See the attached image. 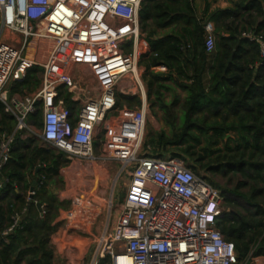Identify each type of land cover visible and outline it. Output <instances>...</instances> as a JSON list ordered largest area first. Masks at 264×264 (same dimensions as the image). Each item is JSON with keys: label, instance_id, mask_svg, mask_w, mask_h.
Masks as SVG:
<instances>
[{"label": "built area", "instance_id": "2783aa9c", "mask_svg": "<svg viewBox=\"0 0 264 264\" xmlns=\"http://www.w3.org/2000/svg\"><path fill=\"white\" fill-rule=\"evenodd\" d=\"M141 2L0 0V102L15 121L12 133L0 140V168L9 160L15 137L30 135L79 163L120 162L128 173L123 198L109 200L107 222L85 264L104 259L107 264H259L264 257L254 255L257 244L240 261L233 242L217 227L225 210L221 191L180 157H158L144 142L147 93L138 64ZM204 29L205 49L211 52L213 22L206 21ZM243 36L259 45L264 65L262 36L251 31ZM34 66L40 69L38 87L11 92L13 83ZM125 81L131 93L138 90L140 106H118V92L126 94ZM39 107L38 128L29 116ZM96 132L102 136L101 155L94 154ZM40 210L42 216V205ZM13 218L3 233L17 225L19 216Z\"/></svg>", "mask_w": 264, "mask_h": 264}, {"label": "trees", "instance_id": "16d2710c", "mask_svg": "<svg viewBox=\"0 0 264 264\" xmlns=\"http://www.w3.org/2000/svg\"><path fill=\"white\" fill-rule=\"evenodd\" d=\"M208 20L214 24L211 52L205 49L204 24ZM140 27L145 37L140 39L138 64L144 69L147 98L152 89L163 123L170 128L169 134L161 128L145 143L153 146L152 153L158 157L190 159L191 169L221 190L225 210L217 227L233 242L240 261L256 244L254 255L264 256V65L260 64L259 45L243 36L251 31L264 40V0H237L231 7L207 15L197 14L194 0H142ZM161 65L165 72L154 70ZM39 70L30 68L13 83L11 92L35 90ZM170 83L184 90L183 100H164L163 92L170 90ZM61 96L72 107L69 95ZM117 97L118 103L122 98L129 106L140 105L137 95ZM40 117L39 107L29 119L39 127ZM14 127V118L4 112L0 102V140ZM202 138L206 144L198 153L194 148ZM27 139L15 137L9 160L0 168L4 177L0 178V193H10L6 205L0 199V264L54 262L50 238L63 202L50 187L64 165L65 154L55 155L53 149L44 150ZM221 139L225 152L210 159L216 168L208 167L203 156L213 152L211 143ZM222 167L224 175L231 172L238 177L234 187H223L198 171L207 169L215 175ZM31 187L33 198H28ZM36 203L45 209L42 216ZM14 216H19L17 225L3 233L14 224ZM100 264H107V259Z\"/></svg>", "mask_w": 264, "mask_h": 264}, {"label": "rangeland", "instance_id": "374dc122", "mask_svg": "<svg viewBox=\"0 0 264 264\" xmlns=\"http://www.w3.org/2000/svg\"><path fill=\"white\" fill-rule=\"evenodd\" d=\"M120 47H123V45H120ZM126 47H129V45ZM141 73L143 74V71ZM141 79L147 93L148 88L146 82L143 78ZM40 82L41 79H39V84ZM125 84V87L123 84L122 86L125 88L126 94L118 92L119 94L138 96V90H135V93H131L133 88L129 85L128 81L127 83L125 81ZM10 85H12V83ZM170 85H172L170 90H165L163 92L164 98H183L184 95L182 94L185 93L184 90L173 83H170ZM62 88L65 89V87ZM127 88H130V91H127ZM152 91L151 89L148 98H154ZM120 102L121 103L118 105L119 107H122L123 104L130 108L137 106L135 104L129 106L122 98H120ZM162 115L163 113L161 112L160 115L156 116L153 108L147 107L144 142H148L151 135L158 131V128H163L168 134L170 133V128L163 123ZM109 122L112 123L111 121ZM31 123L36 125L34 119L31 120ZM112 125H114V123H112ZM229 137H231V134L228 136L226 135L224 140ZM26 139H31L32 141L30 143H32V145H38L44 150L53 149L55 155L60 153L57 149L43 142L37 135L27 136ZM101 139V132H96L94 137L95 155H101L103 153V142ZM224 140L221 139L218 144L211 143L210 147L213 149V152L205 154L202 161L210 163V159L214 160L215 156L223 155L225 152ZM191 142L194 143L193 141ZM205 144L206 141L202 138L201 143L195 145V151L200 153V149ZM230 144L233 145L234 143L231 142ZM147 145H149L151 149L153 148L150 143ZM62 160L64 165H62L58 175L54 176V181L50 188L51 191L58 196L59 200L63 202V212L60 219L61 223H59L58 229L54 232L52 236L54 239H51L50 245L56 256L55 264H77L73 261L75 258H80L81 263L79 262V264H85L91 257L95 237L100 233L102 227L107 222L109 200L113 198L115 201H119L123 198L125 189L124 183L128 179V173L122 171L120 162L109 159H98L92 163H79L64 155ZM184 162L192 168L190 159ZM214 165L217 164L214 163ZM214 165L210 163L208 167L213 166L212 168H216L217 166ZM198 171L205 173L208 177L213 178L219 185L226 188L234 187L238 181V177L231 172L224 175L225 173L223 172H225V169L223 167L220 172L215 175L207 171V169ZM244 190L246 189L244 188ZM225 195L227 194L225 193ZM236 200L243 206L245 205V202L240 197H236ZM111 213L110 223L113 222L115 217V209L112 210ZM62 241H70L74 249L79 247V252L73 250L70 253H66L65 249H63L65 245L62 244ZM259 264H264V261L259 262Z\"/></svg>", "mask_w": 264, "mask_h": 264}, {"label": "crops", "instance_id": "0c3cea01", "mask_svg": "<svg viewBox=\"0 0 264 264\" xmlns=\"http://www.w3.org/2000/svg\"><path fill=\"white\" fill-rule=\"evenodd\" d=\"M236 1L237 0H194V7H195V10H196V12H197L198 15H203V14H206L207 15V14H210L211 12H213L216 9H224V8L231 7L233 4H235ZM144 37H145V34L142 35V38H144ZM211 64H212V62L210 61L209 66H211ZM139 67L142 69V71L144 70L142 66H139ZM161 68H163L162 65L155 67L154 70L155 71H158V72H165L166 71V70L165 71L162 70ZM182 95L185 96V93H183ZM173 99L174 98H164V100L167 103L171 102ZM177 99L179 101H181L184 98H177ZM142 101H143L142 98H140V105H141V103H143ZM145 103L146 104L148 103V106L153 108L154 114L156 116L160 115V113L162 112V110L159 108L158 103L156 102V100L154 98H145ZM122 107L128 108V109H131L132 108V107L131 108L130 107H127L125 104H123ZM162 126H160V127H162ZM160 129L161 128H158V130H160ZM0 178L1 179H4V177L2 175H0ZM9 195H10V193L9 192H6V191L3 192L2 194L0 193V199H3L4 200V205L7 204L6 199L9 197ZM62 212H63L62 209H60L59 210V213H58V216L54 220V222L57 224L56 230L59 227V223H61L60 222V219H61ZM54 232L51 235L50 242H51V239H54V237H52L53 234H54ZM62 242H63L62 244L65 245L63 249H65L66 253H70L73 250H77L79 252V247H77V248L74 249L73 246H72V244L70 243V241L69 242L62 241ZM53 261L56 262L55 253H54V260ZM73 261H74V263L79 264L80 258H75ZM54 262H53V264H55Z\"/></svg>", "mask_w": 264, "mask_h": 264}, {"label": "water", "instance_id": "95a60500", "mask_svg": "<svg viewBox=\"0 0 264 264\" xmlns=\"http://www.w3.org/2000/svg\"><path fill=\"white\" fill-rule=\"evenodd\" d=\"M34 190V187H31L30 188V191H33ZM30 198H33V194L29 196ZM37 207L39 208L40 207V203H36Z\"/></svg>", "mask_w": 264, "mask_h": 264}, {"label": "bare ground", "instance_id": "6f19581e", "mask_svg": "<svg viewBox=\"0 0 264 264\" xmlns=\"http://www.w3.org/2000/svg\"><path fill=\"white\" fill-rule=\"evenodd\" d=\"M124 258H121V260H123ZM118 264H122V261H119Z\"/></svg>", "mask_w": 264, "mask_h": 264}]
</instances>
